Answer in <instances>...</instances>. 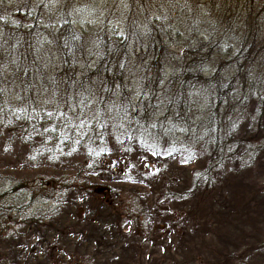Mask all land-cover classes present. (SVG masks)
<instances>
[{
	"label": "trees",
	"instance_id": "16d2710c",
	"mask_svg": "<svg viewBox=\"0 0 264 264\" xmlns=\"http://www.w3.org/2000/svg\"><path fill=\"white\" fill-rule=\"evenodd\" d=\"M75 1L52 32L48 24L40 34L27 8L29 27L15 14L17 27L7 30L18 63L6 85L0 69V133L27 147L34 177L16 185L13 172L0 170V186L15 184L7 205L0 197V226L37 222L47 211L24 213L37 200L78 188L108 161H128L134 146L204 158L191 178L204 191L229 164L249 168L264 155V0ZM48 42L58 54L51 72L42 59ZM12 82L11 101L3 94ZM240 122L247 137L235 135Z\"/></svg>",
	"mask_w": 264,
	"mask_h": 264
},
{
	"label": "rangeland",
	"instance_id": "374dc122",
	"mask_svg": "<svg viewBox=\"0 0 264 264\" xmlns=\"http://www.w3.org/2000/svg\"><path fill=\"white\" fill-rule=\"evenodd\" d=\"M80 1L85 8H96L106 0ZM69 2L0 0V69L5 68L1 83L6 85L5 81L13 78L11 74L18 63L14 51L17 37L7 30L17 27L18 21L23 28L29 27L34 18L40 34V30H48L44 28L48 24L51 25L48 31L52 32L63 18L67 21ZM25 8L27 15L33 12V18L20 12ZM15 14L21 16L18 21L13 19ZM84 16L83 20H87ZM115 18L114 15L108 22L111 28L117 26L119 19ZM81 24L89 26L85 21ZM48 38L46 35L47 41ZM46 48L42 51L46 63L42 64L51 72L58 54L49 42ZM7 49L14 52L7 56ZM48 76L46 72L44 77ZM6 91H10V96ZM16 91L17 85L12 82L3 95L16 100ZM259 128L260 135L264 134V111ZM3 133L4 130L0 133V170L13 172L17 185L25 179V174L31 173L34 159L28 156L26 146L8 142ZM235 135L247 137L248 124L240 122ZM110 151L115 154L113 147ZM185 155L182 150L168 148V152L153 156L134 146L128 161H108L105 167L81 178L78 188L60 193L54 201L37 200L24 213L28 216L42 208L47 211L43 218L32 224L13 225L8 217V224L0 226V261L4 264H264L261 246L264 155L249 168L229 164L225 173L213 178V185L207 191L191 186L194 170L204 166V158L194 160L192 155ZM29 176L32 181L34 176ZM14 185L0 186L1 205L9 203L8 195Z\"/></svg>",
	"mask_w": 264,
	"mask_h": 264
}]
</instances>
